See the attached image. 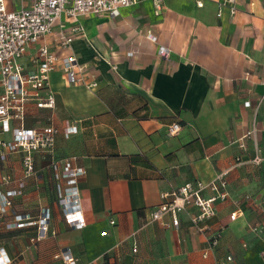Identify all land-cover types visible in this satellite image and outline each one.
Returning <instances> with one entry per match:
<instances>
[{
	"label": "crops",
	"instance_id": "1",
	"mask_svg": "<svg viewBox=\"0 0 264 264\" xmlns=\"http://www.w3.org/2000/svg\"><path fill=\"white\" fill-rule=\"evenodd\" d=\"M7 1L19 10L33 0ZM219 1L162 0L158 14L153 0H137L116 19L62 15L54 32L28 49L23 62L33 68L39 47L60 56V31L83 27L72 53L86 67L87 81L95 76L97 89L70 84L58 65L49 78L56 108L31 104L27 124L49 117L61 129L77 123V134L58 136L56 157L61 169L70 159L86 170L78 187L87 225L65 221L55 171L49 158L37 155L42 180H28L23 197L0 215V254L8 264H66V255L76 264H217L229 255L231 264H264V233L249 230L261 217L264 165L252 163L258 151L251 140L239 146L256 119L264 156V0H236L237 12L226 9L221 17ZM173 122L182 129L169 136ZM5 167L13 183L1 185L2 193L23 175L18 156ZM223 171H229L230 197L216 204L207 223L222 237L204 258L207 238L193 225L195 209L182 215L179 229L152 222L150 213L163 193L187 182L207 183ZM44 209L51 212L44 238L37 239V225L13 226L20 219L38 221Z\"/></svg>",
	"mask_w": 264,
	"mask_h": 264
},
{
	"label": "built area",
	"instance_id": "2",
	"mask_svg": "<svg viewBox=\"0 0 264 264\" xmlns=\"http://www.w3.org/2000/svg\"><path fill=\"white\" fill-rule=\"evenodd\" d=\"M153 1L159 14L162 0ZM136 2L137 0H33L28 7L11 10L7 0H0V186L13 183L12 179L4 174L5 166L12 156L20 157L23 167V175L16 181L14 187L5 193L0 189L2 197L0 215L13 206L15 198L23 197L28 180L31 178L42 180L36 167V157L42 155L49 158L50 167L55 171L58 202L65 221L72 227H86L87 220L81 209L78 187V181L85 176L86 170L74 166L70 159L64 161L61 169L60 161L56 157L58 136L62 133L66 138H70L77 134V123L67 122L61 129L55 126L49 117L45 123L40 122L34 126L27 124L31 104L40 110L53 111L56 108V97L49 78L50 73L58 65H61L70 84L82 85L89 90L97 89L98 82L95 76H92L93 81L88 82L86 67L80 64L72 53L75 35L82 33L83 27L76 25L69 32L60 31L57 43L62 55L58 56L49 46L42 45L32 60L33 68L24 64L23 58L28 49L54 32L62 15H66L72 21H77L80 16L87 14H106L111 19H116L122 8L131 7ZM218 4L219 17L226 9H229L232 15L237 12L236 0H220ZM198 5L202 6V1H198ZM160 55L168 57L169 50L161 48ZM181 129L180 123L173 122L168 126V135L176 136ZM246 140H251L258 151L252 163L257 166L264 165V156L259 153L256 119L252 128L239 140L240 148H245ZM228 173L229 171L220 172L207 183L187 182L170 192L163 193L161 203L150 213V220L179 229L182 215L195 209L196 213L192 216L193 225L207 238L203 256L207 258L214 254L219 247L222 232L212 230L207 223L216 216V204L230 197ZM207 191L211 194L208 197L204 195ZM246 199L250 200L252 197L247 195ZM259 206L260 219L249 225V230L257 237L264 233V196L259 199ZM239 213V211L232 213L230 219L236 220ZM50 222L51 212L44 209L38 221L20 219L13 226L23 228L37 225L39 231L37 239L40 240L49 233ZM111 223L114 224V221ZM137 251V243H134L133 252ZM262 257L264 259V251ZM65 258L66 264H76V260L71 256L66 255ZM233 261L234 258L229 255L217 264H231ZM0 264H8L1 254Z\"/></svg>",
	"mask_w": 264,
	"mask_h": 264
},
{
	"label": "rangeland",
	"instance_id": "3",
	"mask_svg": "<svg viewBox=\"0 0 264 264\" xmlns=\"http://www.w3.org/2000/svg\"><path fill=\"white\" fill-rule=\"evenodd\" d=\"M14 1V0H13ZM18 1V0H17Z\"/></svg>",
	"mask_w": 264,
	"mask_h": 264
}]
</instances>
